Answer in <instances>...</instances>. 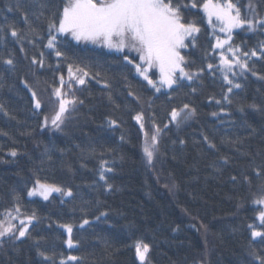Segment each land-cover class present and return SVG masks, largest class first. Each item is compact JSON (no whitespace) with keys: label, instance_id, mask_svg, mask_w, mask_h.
I'll use <instances>...</instances> for the list:
<instances>
[{"label":"trees","instance_id":"16d2710c","mask_svg":"<svg viewBox=\"0 0 264 264\" xmlns=\"http://www.w3.org/2000/svg\"><path fill=\"white\" fill-rule=\"evenodd\" d=\"M233 2L242 15L248 14L249 0ZM62 3L20 0L17 7L16 0H0V213L19 206L23 217L36 215L30 238H5L0 264H141L136 241L150 246L144 264H259L250 253L255 250L264 257V238L251 236L254 229L264 230L257 221L260 207L255 206L264 198V79L259 78L264 76V58H249L257 75L245 73L239 78L242 89L231 95L233 103L217 105L228 85L215 67L213 74L206 68L209 62L219 64V52L209 51L215 44L211 29L202 13L192 10L186 18L196 20L201 32L196 45L183 54L187 67L193 72L204 69L203 74L182 81L178 90L155 93L123 55L60 38L65 56L57 58L46 43L49 20L58 18ZM254 4L264 16V0ZM9 25L24 38L17 42ZM231 43L243 50L258 48L264 31L237 30ZM33 57L43 59L44 67L33 64ZM8 58L14 60V69L4 64ZM70 63L90 73L84 86L73 82L83 104L66 114L62 131L50 124L44 128V116L51 118L56 108L53 88L59 86L60 74L67 80ZM30 89L42 102L37 114ZM184 103L196 108V116L177 128L169 113ZM252 104L260 110L249 108ZM140 112L145 130H153V114L162 129L151 166L134 119ZM109 120L118 126L110 127ZM205 135L215 148L208 147ZM13 150L16 157L9 154ZM102 165L113 169L104 173L105 180H100ZM37 180L70 189L73 195L31 199L27 193ZM84 219L89 224L81 228ZM61 225L73 228L72 248Z\"/></svg>","mask_w":264,"mask_h":264},{"label":"snow or ice","instance_id":"6c2138e0","mask_svg":"<svg viewBox=\"0 0 264 264\" xmlns=\"http://www.w3.org/2000/svg\"><path fill=\"white\" fill-rule=\"evenodd\" d=\"M32 2L39 3V0H32ZM16 6H20V0H16ZM44 6L43 3H40L41 8ZM192 10H198L202 13V18L211 29L215 44L209 51L216 55L215 49L221 50L218 54L219 64L214 65L209 62L206 65L210 74H213L212 69L215 67L221 73L223 81L228 85L226 94L222 99H216L215 103L221 105L223 101L232 104L231 95L234 89H242L239 78L244 77L245 73L248 72L257 75L254 71V65L249 63V58H264V43L258 45V48L250 50H243L231 43L234 30L264 31V16L257 12L254 0H249L247 15H242L240 8L233 0H63L58 18L49 20L46 47L53 50L57 58L65 56V53L60 50V45L64 43L60 38H70L77 44L91 43L116 52H124L125 49H128L137 54L139 62H135V58H129L127 54L122 59L132 66L134 72L141 76L147 82V86H150L155 93H160L162 90H178L182 86V81H192L199 78L204 71V69L191 71L187 67L188 60L186 56L182 54V50L196 45L197 36L201 32V27L196 20L186 18ZM8 11H12V8L9 7ZM25 23H28L27 16H25ZM28 26L30 31L35 32L30 24ZM9 28L10 35L17 38V42L24 38L20 36L19 30L14 26L9 25ZM3 31V26H0V40L4 39ZM218 32L224 33L225 37L221 39L217 34ZM21 50L23 51V48ZM43 55L41 53V57ZM3 62L10 68H15L12 58L5 59ZM32 63L38 64L41 68L44 67L43 59L37 60L33 57ZM153 69L158 70V79H153L149 74ZM67 73V80L63 74H60L59 86L53 88V95L56 97V108L51 118L44 116L42 122L44 128H47L50 124L53 129L62 131V126L68 118L66 114L73 111L78 103L83 104V100L75 95L73 82L76 85L84 86L90 73L78 64L73 65L71 63L67 65ZM96 75H99V73H96ZM230 76L237 77V79H231ZM259 78L264 79V76ZM24 83L27 87V82ZM65 84H67V90H65ZM104 87H109V85L105 84ZM191 91L195 93L196 88L193 87ZM129 95H133V93L130 91ZM169 95H171V92H169ZM31 96L34 109L37 110L34 114H37L42 108V102L35 91H31ZM3 107L0 104V110H3ZM248 107L255 111L260 110L256 104L248 105ZM238 110L241 113L245 111L243 106ZM212 115L218 116L219 113L213 112ZM225 115H230V113H225ZM169 116L170 123H174L177 128H180L196 116V108L189 103H184L182 107L172 108ZM134 119L143 133V154L146 163L151 166L159 150V136L162 129L156 125L154 114L151 121L153 125L151 133L145 130L143 112L137 113ZM108 124L110 127L118 126L115 120H109ZM164 127L167 128L168 124H165ZM121 139L123 140V137ZM203 139L209 148L216 147L206 135L203 136ZM180 143L183 144L184 141L181 140ZM9 154L12 157L17 156V152L14 150ZM223 162L227 163V160L224 159ZM106 163L107 161L104 162V164ZM112 171V168H105L102 165L100 180H105V172ZM257 175H259V172H257ZM232 179L235 180L236 177H232ZM106 186L111 191L112 185L106 182ZM53 193H62L67 197L73 195L70 189L65 190L55 184L41 183L39 180L36 181V186L27 195H39L47 201ZM257 203L264 204V198L258 200ZM20 212L19 206H15L14 211L5 210L3 218L0 219V246L3 245L6 237L11 241L21 240L25 237L30 238L29 227L36 220V215L33 213L31 216L26 217V223L25 219L20 218ZM101 215H107V213H101ZM14 220H19V225L14 224ZM259 221L261 225H264V211H260ZM87 224H89V220L84 219L80 227L82 228ZM61 227L66 229L68 233L67 246L72 248L74 246L72 226L61 225ZM249 227L251 228L252 225H249ZM251 236L253 239L264 237V231L254 229ZM261 242L264 243V240ZM37 243L39 242L37 241ZM134 247L141 264H144L150 246L143 241H136ZM250 254L259 259V264H264V257H258L255 250ZM39 255L45 260L52 259L44 252H39ZM67 259L74 261L77 257L68 256ZM61 264H64V262L61 261Z\"/></svg>","mask_w":264,"mask_h":264},{"label":"rangeland","instance_id":"374dc122","mask_svg":"<svg viewBox=\"0 0 264 264\" xmlns=\"http://www.w3.org/2000/svg\"><path fill=\"white\" fill-rule=\"evenodd\" d=\"M237 30H241V29H237ZM237 30H234V32L235 31H237ZM233 32V33H234ZM220 37H221V39H223L224 37H225V34L224 33H217ZM79 44H85V43H79ZM85 45H88V46H93V47H97V48H102V49H104V50H106V51H109V52H111V53H115V54H119V55H128L129 56V58H135V62H139V60H138V57H137V54L135 53V52H131V51H129L128 49H125V51L124 52H116V51H114V50H109V49H107V48H104V47H100V46H98V45H94V44H91V43H87V44H85ZM227 47V46H226ZM188 49V48H187ZM186 49H184V50H182V54H183V52L185 51ZM215 50H217L219 53H220V49H215ZM229 55V58H231V56H230V54H228ZM152 77H153V75H155V77H156V79H158L159 78V72H158V70L157 69H153L152 70V72L151 73H149ZM138 75V74H137ZM139 76V75H138ZM142 80H143V78L141 77V76H139ZM154 79V78H153ZM144 81V80H143ZM146 82V81H145ZM147 83V82H146ZM53 195H61V196H63L64 198H68L67 196H64L62 193H53L51 196H50V198L53 196ZM29 198H31V199H40V200H43V201H45L42 197H40L39 195H37V196H29ZM49 198V199H50ZM255 206H258V207H260V211H264V204H259V203H257V202H255ZM260 213V212H259ZM259 213H258V215H257V221H258V223H259V225H260V221H259ZM3 214L4 213H0V219H2L3 218ZM20 218L21 219H25L26 220V217H23L21 214H20ZM34 222V221H33ZM32 222V223H33ZM13 223L14 224H17V225H19V220H14L13 221ZM26 223H27V220H26ZM64 229V231L66 232V234H67V236H68V233H67V231H66V229L65 228H63ZM261 231H264V230H261ZM259 238H264V237H259ZM259 238H256V239H259Z\"/></svg>","mask_w":264,"mask_h":264}]
</instances>
